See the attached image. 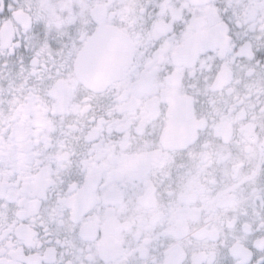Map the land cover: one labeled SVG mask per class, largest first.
I'll return each mask as SVG.
<instances>
[{"label": "snow or ice", "instance_id": "6c2138e0", "mask_svg": "<svg viewBox=\"0 0 264 264\" xmlns=\"http://www.w3.org/2000/svg\"><path fill=\"white\" fill-rule=\"evenodd\" d=\"M0 264H264V0H0Z\"/></svg>", "mask_w": 264, "mask_h": 264}]
</instances>
